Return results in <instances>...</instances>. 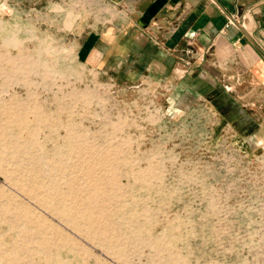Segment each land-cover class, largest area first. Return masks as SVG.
<instances>
[{
  "label": "rangeland",
  "instance_id": "374dc122",
  "mask_svg": "<svg viewBox=\"0 0 264 264\" xmlns=\"http://www.w3.org/2000/svg\"><path fill=\"white\" fill-rule=\"evenodd\" d=\"M65 2L0 0V264H264V146L80 64Z\"/></svg>",
  "mask_w": 264,
  "mask_h": 264
},
{
  "label": "crops",
  "instance_id": "0c3cea01",
  "mask_svg": "<svg viewBox=\"0 0 264 264\" xmlns=\"http://www.w3.org/2000/svg\"><path fill=\"white\" fill-rule=\"evenodd\" d=\"M93 1L100 9L69 33L80 64L121 85L170 84L176 111L204 101L224 128L263 148L264 0Z\"/></svg>",
  "mask_w": 264,
  "mask_h": 264
},
{
  "label": "built area",
  "instance_id": "2783aa9c",
  "mask_svg": "<svg viewBox=\"0 0 264 264\" xmlns=\"http://www.w3.org/2000/svg\"><path fill=\"white\" fill-rule=\"evenodd\" d=\"M235 24H236V19L235 18H231V19L228 20V26L235 25ZM166 88H167V90H172L173 86L170 85V84H166Z\"/></svg>",
  "mask_w": 264,
  "mask_h": 264
}]
</instances>
